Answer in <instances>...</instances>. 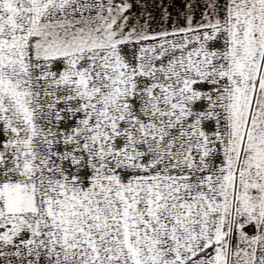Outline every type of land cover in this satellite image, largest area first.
<instances>
[{
  "label": "snow or ice",
  "instance_id": "1",
  "mask_svg": "<svg viewBox=\"0 0 264 264\" xmlns=\"http://www.w3.org/2000/svg\"><path fill=\"white\" fill-rule=\"evenodd\" d=\"M0 264H264V0H0Z\"/></svg>",
  "mask_w": 264,
  "mask_h": 264
},
{
  "label": "rangeland",
  "instance_id": "2",
  "mask_svg": "<svg viewBox=\"0 0 264 264\" xmlns=\"http://www.w3.org/2000/svg\"><path fill=\"white\" fill-rule=\"evenodd\" d=\"M176 2H177V4H179L180 3V0H176Z\"/></svg>",
  "mask_w": 264,
  "mask_h": 264
}]
</instances>
